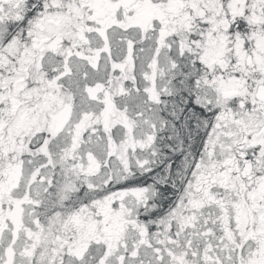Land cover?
Returning <instances> with one entry per match:
<instances>
[{"label": "snow or ice", "instance_id": "obj_1", "mask_svg": "<svg viewBox=\"0 0 264 264\" xmlns=\"http://www.w3.org/2000/svg\"><path fill=\"white\" fill-rule=\"evenodd\" d=\"M0 264H264V0H0Z\"/></svg>", "mask_w": 264, "mask_h": 264}]
</instances>
